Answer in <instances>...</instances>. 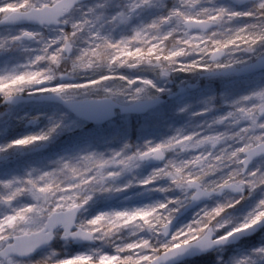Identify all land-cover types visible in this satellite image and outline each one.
I'll use <instances>...</instances> for the list:
<instances>
[{"label":"snow or ice","instance_id":"1","mask_svg":"<svg viewBox=\"0 0 264 264\" xmlns=\"http://www.w3.org/2000/svg\"><path fill=\"white\" fill-rule=\"evenodd\" d=\"M0 264H264V0H0Z\"/></svg>","mask_w":264,"mask_h":264}]
</instances>
